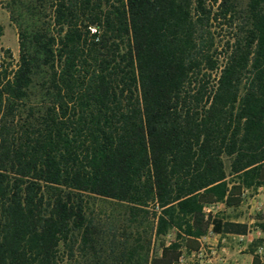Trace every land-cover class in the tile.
<instances>
[{
    "label": "trees",
    "instance_id": "obj_1",
    "mask_svg": "<svg viewBox=\"0 0 264 264\" xmlns=\"http://www.w3.org/2000/svg\"><path fill=\"white\" fill-rule=\"evenodd\" d=\"M0 3V264H181L248 233L206 208L264 189V0Z\"/></svg>",
    "mask_w": 264,
    "mask_h": 264
},
{
    "label": "rangeland",
    "instance_id": "obj_2",
    "mask_svg": "<svg viewBox=\"0 0 264 264\" xmlns=\"http://www.w3.org/2000/svg\"><path fill=\"white\" fill-rule=\"evenodd\" d=\"M217 26H223L218 29L222 36L228 34L225 25ZM7 50L12 55L14 68L19 58L17 29L11 22L9 12L0 3V56H7ZM257 193L247 191L244 202L236 209L227 208L224 204L208 206L207 209L213 214L222 215L230 221L246 223L249 227L248 233L245 236L211 233L202 239V256L187 259L186 264H250L254 255H258L264 262V229L260 226L262 221L257 219L259 214L264 213V199L256 197ZM175 237L176 232L172 231L166 240L170 242ZM257 241L260 243L255 246L254 242ZM184 253L188 256V253Z\"/></svg>",
    "mask_w": 264,
    "mask_h": 264
},
{
    "label": "built area",
    "instance_id": "obj_3",
    "mask_svg": "<svg viewBox=\"0 0 264 264\" xmlns=\"http://www.w3.org/2000/svg\"><path fill=\"white\" fill-rule=\"evenodd\" d=\"M3 58H4V56H0V64H1L2 60H3ZM206 211L209 212V210L207 208H206ZM202 253H203L202 247H201L200 251L192 252L191 254H188V256H186L185 253H183L182 256L180 257V263L181 264H186V261H188L187 259L195 258V257L200 258L202 256ZM199 264H201V263H199Z\"/></svg>",
    "mask_w": 264,
    "mask_h": 264
},
{
    "label": "crops",
    "instance_id": "obj_4",
    "mask_svg": "<svg viewBox=\"0 0 264 264\" xmlns=\"http://www.w3.org/2000/svg\"><path fill=\"white\" fill-rule=\"evenodd\" d=\"M257 194H256V197L258 196L259 198H262V199H264V189L263 188H259L258 190H257ZM233 222H240V221H233ZM240 223H244V222H240ZM218 235H220V234H218ZM239 236V235H238ZM252 260H253V258H252ZM251 263H252V261H251ZM250 263V264H251Z\"/></svg>",
    "mask_w": 264,
    "mask_h": 264
}]
</instances>
